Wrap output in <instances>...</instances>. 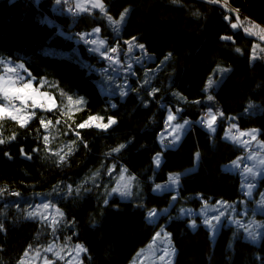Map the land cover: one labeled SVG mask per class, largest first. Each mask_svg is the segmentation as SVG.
I'll return each instance as SVG.
<instances>
[{
    "label": "trees",
    "instance_id": "1",
    "mask_svg": "<svg viewBox=\"0 0 264 264\" xmlns=\"http://www.w3.org/2000/svg\"><path fill=\"white\" fill-rule=\"evenodd\" d=\"M56 1L0 0V53L37 68L46 81L43 90L57 99L52 111L29 108L37 116L25 128L11 119L0 121V138L7 140L16 135L15 140L0 145V192L5 193L0 195V221L6 228L0 232V264H19L29 245L42 248L56 241L58 235L62 242L71 237V244L86 245L83 264H127L159 226L148 221L146 210L167 206L172 200L174 192L153 193L152 180L166 181L171 172L193 166L197 153L201 163L197 170L182 177L179 203L199 207L204 202L220 198L232 201L245 195L241 176L224 166L238 160L243 146L223 138V133L233 116L241 127L237 129L239 133L256 127L259 137L264 139V58L252 61V47L258 37L247 35L242 28L232 29L236 17L233 15L231 21L225 19L228 11L207 0H179L175 4L172 0H104L114 17L131 7L120 39L123 47L128 46L123 39L136 37L155 56V62H162L171 53L157 74L150 67L147 74L142 73L149 64L144 67L137 64L129 74L118 73L107 68L100 54L70 33L101 25L103 34L111 40L112 32L106 21L97 13L74 15L57 11L53 8ZM228 3L239 9L241 20L247 18L264 26V0H228ZM61 7L65 8V3ZM46 17L53 24L44 20ZM223 36L232 39H221ZM6 39L13 40V49L3 45ZM237 48L241 51L237 52ZM76 58H83L89 66ZM220 64L230 66L231 71L213 90L223 115L217 120L216 134H211L198 121L212 107L206 100L205 87ZM102 76L110 82L113 76L118 81L127 76L130 80L127 94L122 97L107 87L103 92L98 82ZM154 89L158 91L153 94ZM176 89L183 97L174 92ZM82 95L87 98L84 106L79 111L69 110L68 97L76 101ZM162 100L171 101L174 110L181 108L179 118L194 122L175 148L166 147L168 142L158 136L168 112L167 108H161ZM94 115L103 116L104 123L109 117L117 122L106 131L96 127L76 128ZM41 117L52 121L51 132L40 125ZM57 120L62 122L57 124ZM44 135L49 136L47 147ZM122 144L123 149L113 151ZM68 146L73 151L61 163L54 153L64 155ZM21 148L32 158L21 155ZM35 148L39 150L33 152ZM5 152L12 158H7ZM158 152L163 153L164 160L156 170L153 157ZM102 161L106 162L107 174L113 164L136 174L145 183L146 199L124 200L116 195L105 204V197L97 196L95 191L99 186L86 183L83 187L87 191L83 188V193L59 200L67 216L65 222L73 224L60 225L55 234L41 221L26 219L16 202L7 203L14 192L27 195L45 191L63 179L80 183ZM260 182L261 188L264 177ZM176 211L174 207L172 212ZM259 216L264 219V214ZM167 217L163 215L160 222ZM189 219L173 217L167 225L177 248L175 264H264V234L256 244L242 233L239 235L233 226H224L213 239L206 226L200 224L193 229ZM59 264H63L61 260Z\"/></svg>",
    "mask_w": 264,
    "mask_h": 264
},
{
    "label": "rangeland",
    "instance_id": "2",
    "mask_svg": "<svg viewBox=\"0 0 264 264\" xmlns=\"http://www.w3.org/2000/svg\"><path fill=\"white\" fill-rule=\"evenodd\" d=\"M63 3H65V5H66L65 8L61 7ZM81 7L89 8L90 12H81L80 11ZM53 8L57 11H65V12H69V13H71V11H72V13H74V15H82L84 13L90 14V15H96V13H97V15H100L102 17V14L100 13L99 9H91V5L88 2V0H60L59 3H57V1L55 2V4L53 5ZM73 8H74V11H73ZM128 8L130 9V12H131V7H128ZM107 10H108V8H107ZM130 12H129L126 20L124 21V23L121 25L118 33L114 32L112 26L108 23V21L106 19L103 18L106 21V25L108 26V28L112 32L111 40H110V37L105 36L103 34L101 25H94L90 28L83 29L82 32H83L84 36H86V35L92 36L93 37L92 41L95 40L98 42L101 39L105 40L108 48L116 47L117 43H118L121 50H122L121 54H119V56H118V59L120 60V62L123 66H127L129 68V65H130L131 71L135 70L137 63L144 66L146 64V61H147V63L149 64L150 70L153 72V74H157L161 70L162 64L167 63V61L169 60L171 55L168 56L167 60H165L164 59L165 57H164L162 62H160V63L155 62L156 60H153L152 62H154V63H152L151 62L152 58H148L149 52L147 50H146L147 56L139 48H134L133 51L131 52V54H128V47L129 46H127L125 48V47H123V44H121V42H120V39H121L122 33H123V28H124V25H125L128 17H129V15H130ZM228 13L229 14L227 16H230L232 18L234 15L236 17V14H233L231 12H228ZM114 18H118V17H114ZM44 20H46L50 24H53V21L50 17H46V19H44ZM235 22H236V18L233 20V23H235ZM95 28H100L101 29L100 33H95L94 32ZM261 28H264V26H261ZM59 31L63 32L62 29H59ZM130 39L131 38L123 39V40L128 41ZM258 40H259V38H258ZM5 41L6 42L3 45L5 47H9L10 49H13V40L12 39H6ZM139 43L143 44L141 42H139ZM255 44H259L261 48H264V41L259 40ZM97 46L98 45L92 44L93 48H96ZM123 49L126 52V55H124V56H123V54H124ZM103 51H105V49L101 48V52H103ZM0 54H1L0 55V76H3L5 74V65H7L8 67H17V70L20 72L21 75L26 77L25 74L30 73L33 75V77H35V80L33 81L34 88L38 87L41 90L43 89V87L40 86V82L45 81V79H44L42 73H40L34 66H32V65L26 66L24 63L21 62L22 61L21 59L12 60V58H10L9 56H7L3 53H0ZM133 55L136 58H139V62H137V59L132 58ZM261 55L264 56V53H262ZM76 60L79 61L82 65H84L86 67L89 66L88 62L86 60H84L83 58H76ZM252 61H255V60H252ZM20 64L24 65V69H27L26 72L24 69L18 68V65H20ZM146 68H148V67H146ZM218 68L219 69L226 68V69H229V71L218 72L217 71ZM103 70L105 71L106 69L103 67ZM147 70H149V68ZM230 71H231L230 66L220 64V65H217L215 67L214 71L209 76V79H208L206 87H205V90L208 93L206 96V100L209 102V104H211L212 107L210 109L213 113H217V114L222 113L221 107L217 103V101L214 97L213 90L217 89L219 87V85L222 83V81L229 74ZM8 75H12V74L9 73ZM107 76H110V75L107 74ZM109 79L111 80V82L109 80L104 79L103 76L100 79H98L101 90L103 92H105L104 88L107 87V88L112 89L115 92L119 93L120 95L122 92H126V94H127L128 88L130 85V80L127 76H123L122 79L119 81H118V78L114 77V76L112 77V79L111 78H109ZM210 79L213 81H218V83H213L211 86H209L208 82ZM116 81H118V82H116ZM174 92L177 95L180 94V96L183 97L182 94L179 92V90L176 89ZM209 95H211L213 97L212 101L208 100ZM49 96L52 99H54V101L56 103V100H57L56 97L51 95V94H49ZM124 96L125 95H122V97H124ZM81 98L84 100V102L87 101V98L84 95H82L80 97V99ZM74 102H75V100H71V101L67 100V103H68L67 107L69 110L72 109V111H73L79 107V105L75 104ZM13 103H15L17 106H19V101H13ZM28 103L30 105L31 101H29ZM41 103L47 104L48 100L46 98H41ZM84 104L81 105L79 108H82L84 106ZM252 104H255V103L252 102ZM171 111L173 113H175V111L173 109H171ZM208 112H209V110L206 112V114ZM168 115H169V111L167 112L166 116H168ZM219 116L220 115H217V120H218ZM217 120H216V123L214 125V127H215L214 132L209 131V129L206 127L207 130L211 134H216V132H217V129H218ZM185 121L189 122V119L179 118V115H177V118L175 121L172 122V125L175 126L177 123L184 125ZM233 125H235L236 127L233 128ZM190 127H191V124L189 122L188 125H185L184 130L181 133H179L180 139L175 144V146L172 148H175L180 144L181 140L183 139L184 135L186 134V132L189 130ZM233 129H241V127L238 124V122H234V118H233V116H231L230 123L223 133V138H225L227 140H231V139H228L226 137L228 135H232ZM252 129L257 130V137H256V140H252L250 142V145H253V148H254V152H252L251 154L257 155L258 159L254 160L253 163H251L250 168H253L255 166V170L260 171L262 174L257 175L255 178H253V176L247 174L244 170L239 169V165L234 166V162L236 164H238V161H236V160L228 162L224 165L226 169H229V171L237 173L241 176V189L243 190L244 193L246 192L245 195L243 197L237 199V200H232V201L220 198V199L213 201V202H204L199 207H194V206H191L188 204L179 203V192H180V188H181V184H182V177L185 176L186 174H188L189 172L195 171L199 168V165L201 163V159L199 156L196 157V162L193 166L188 167V168L181 170V171L171 172L169 174V178L166 181H153L152 180V186H151L152 192L156 193V194H161V193L170 192V191L174 192L173 196H172V200L170 201V203L167 206L160 207V208L159 207H151V208H148L146 210V218L147 219H148V214L150 211L154 210L158 213V215L155 217L154 220L150 221L148 219V221L150 223L155 224V225L159 224V226H158L154 236L151 238V240L147 244L142 246L134 254L132 259L127 264H169V261H170V264H175V259L177 256V248L174 245V242L172 239V234L167 229V225H168L169 221L173 217L174 218L175 217H179V218L189 217L190 219L188 222L190 225L192 224L193 221H195L196 224L199 226L200 224H203L202 221H203L205 215H207L208 217H211L213 215L218 214L212 210L213 208H219L220 211L225 213V216L222 218L223 223L219 226L218 230L215 231L214 233L211 231V235H212L213 239H215V237L218 235V233L222 227L233 226L234 228H236L239 235H241V233H242V235L245 239L250 240L252 242H255L256 244L260 243L262 236L264 234V219L259 216L260 214H264V186H262L260 188V183H261L260 180L264 177V166H261L259 164V159H264V148L261 147V145L264 144V139L259 137V133H260L259 128L249 127L247 129H245V131L249 132ZM50 130L51 129L49 128L48 131H50ZM165 130H166V132H164V134H163L164 142H166L167 140L171 141L173 139V137L171 135H169V133L172 131V128L169 127L168 129H165ZM229 130H231V131H229ZM165 138H168V139H165ZM157 154L160 155V161H161L158 166L154 160V158L157 156ZM163 160H164V156H163L162 152H158L154 155L153 165H154V168L156 170L161 167ZM105 166H106V162L102 161L99 164V166H97L95 168V170L92 169V174L88 175V177L84 178V181H81L80 183H73L70 179H63L45 191H36V192H33L31 194H27V195L19 193L20 194L19 196L12 195V196H10L7 203L16 202V205L18 206V208L24 210L25 215H27V212L32 211L37 205L51 202L52 204L55 205L56 208H59L64 213V218H63V221L61 222L60 225H65V224H73V223H71V221L65 222V217L67 220L66 213H65L64 209L59 205L58 202L63 197L65 199H67V198H70L74 195L83 193V191H81V190L84 188L83 186L86 183H92V184L99 186L98 188L95 189V191H97V196L105 197V199L107 201H109L110 198H112L116 195L119 196L121 199H124V200L142 201V200L146 199L148 192L145 188V183L143 181H141V179L136 174H134L133 172H130L124 166L117 167L116 164H113L110 169H113V166H115V170L112 171L111 175H109L104 171ZM124 169H126L127 171L122 173V170H124ZM121 174H123L125 177L124 181H120ZM176 175H179V181H178V183L173 184V183H171L170 178H174ZM130 177H134V179L130 180L129 179ZM124 183H128L130 185V193H131L130 195L121 196L119 194L112 193L111 190L113 188L118 187L120 184H124ZM249 184L254 185V187L251 189L250 195L248 194V187H247V185H249ZM69 186H71V188H72L71 193H69V191H68ZM157 186H160V187L158 188ZM77 188H79V192H77ZM93 188H94L93 186L90 187V189H88V191H91ZM14 193H18V192H14ZM3 194H5V193H3ZM173 198H175V199H173ZM220 202H226L228 207H221ZM206 204H207V208L205 207ZM174 207H176V209H177L176 212H172V209ZM49 211L52 212V211H54V209H49ZM185 213H188V214H185ZM163 215H168V217L165 221L160 222L161 217ZM197 227H195V228H197ZM245 227H247L249 230H252L253 232H255L257 234V238L255 240H252L251 238H249L248 233L245 231ZM195 228H193V229H195ZM156 233H160L161 235L159 237H157ZM60 238H61L60 235H58L56 241H52V242L48 243L47 245L42 246V248H36L33 246V249H39L40 250L41 257H40V259L30 260L29 264H43V258L45 256H47V258L49 260L55 261V264H59L60 260L63 264H67L68 261H71L72 264H83L84 255L87 252L80 253V256L77 260V259H74V257L76 256V253H75V251H73V249L75 248V246L77 244L83 245V247L87 249L86 245L83 242H77V243L71 244L70 243L71 239H68L66 242H62ZM49 245H54L53 252H44L43 250L45 248H47ZM26 249H28V247ZM165 249L169 250L170 254L168 256H165ZM171 249L175 250L174 254H171ZM87 251H88V249H87ZM57 252L60 254L61 257H63V259H57L56 258L55 253H57ZM34 255H35L34 251H30V256H34ZM162 256L164 257L163 260L161 259Z\"/></svg>",
    "mask_w": 264,
    "mask_h": 264
},
{
    "label": "snow or ice",
    "instance_id": "3",
    "mask_svg": "<svg viewBox=\"0 0 264 264\" xmlns=\"http://www.w3.org/2000/svg\"><path fill=\"white\" fill-rule=\"evenodd\" d=\"M60 0H57V3H59ZM88 2L91 5V9H99L100 13L102 14V18L106 19L108 21V23L112 26L113 31L114 32H119L121 25L124 23V21L126 20L130 9L129 8H124L123 11L119 14L118 18H114L112 15L109 14L107 7L104 3V0H88ZM179 0H172V3H178ZM208 3L210 4H218L223 8L228 9L230 12H233L236 14V22L235 23H231V28L232 29H238V28H242L243 31L249 35V36H257L259 38L260 41H264V28H261L259 25H257L255 22L253 21H249L247 18H245L244 20H241L240 15H239V9H233L230 7L228 0H207ZM81 12H90L89 8H84L81 7L80 8ZM225 19L231 21V17L230 16H226ZM101 29L100 28H95L94 32L95 33H100ZM83 39V37H82ZM221 39L224 40H231L232 37L231 36H223L221 37ZM87 42V41H86ZM90 43L94 44V45H98L96 48L93 49V51L99 53L102 57H104L109 64H119L120 60L118 59L119 54H121L122 50L119 46V44L117 43L116 47H111L108 48L106 45V41L101 39L98 42L93 40L90 41ZM125 43L129 46L128 47V54H131V52L133 51L134 48H139L140 50H142L145 55L147 56V52L145 49V46L143 44H140L136 37H132L130 40L125 41ZM101 48H104L105 51L101 52ZM237 52H240L241 49L237 48L236 49ZM109 53L112 54H117V55H111ZM264 53V48H261L259 44H254L252 47V55H251V59L252 60H256V59H260V58H264V56H262L261 54ZM171 53L168 54V56H170ZM168 56H166L164 59L167 60ZM137 62H139V58H137ZM130 65H129V69H130ZM19 69H24V65L20 64L18 65ZM25 72L27 71V69H24ZM218 72H227L229 71V69H217ZM9 73H11L12 75H8ZM35 80V77H32L30 73H28V78H26L25 76L21 75L20 72L17 70V67H8L7 65H5V74L3 76H0V121L5 120V119H11L13 121H16L19 126L21 128H25L28 126V123L30 120H32L34 117L37 116V113L35 111H31L29 112L28 109L32 108V109H36V108H40L43 109L45 111H52L56 105H55V101L54 99H52L49 96V93L47 91L45 92H40L38 88H34L33 87V81ZM44 83H46V81H41L40 82V86L43 87ZM145 83H148V81H145ZM213 83H218V81H213V80H209L208 85L211 86ZM158 91V89H154L153 90V94ZM62 95H64L62 93ZM121 95H126V92H122ZM41 98H47L48 103L47 106H45L44 103H41ZM69 101L72 100L71 97H68ZM208 100L212 101L213 97L211 95L208 96ZM13 101H19V106H17L15 103H13ZM29 101H31V104L29 105ZM77 105H83L85 102L84 100L78 99L74 102ZM77 111L80 110V108L76 109ZM169 111V115L167 116V120H166V125L168 127L172 128V131L169 133V135H171L173 137V139L171 141L168 142L167 145H165L166 147H174L175 144L179 141L180 139V135L179 133H181L184 130L185 125H188L189 122L185 121L184 125H181L179 123H177L175 126L172 125V122L176 120L177 115L179 114V109L176 110L175 113H173L171 111V109H168ZM247 111V110H246ZM217 115L222 116L223 113H213L211 111V109H209V112L205 115V117H202L200 121H198V123L200 124H204L207 126V128L209 129V131H215V123L217 120ZM104 117L103 116H89L88 119L82 123H79L78 125H76V128L78 129H84V128H88V127H96L98 129H102V130H107L108 128H110L112 125L116 124V120L112 117H109L107 120V123H104ZM62 121L61 120H57L56 123L60 124ZM40 125L47 131L50 127H54V125L52 124V121L50 120H46V118L41 117L40 118ZM236 126L233 125V128H235ZM39 131V129L37 130ZM231 131V130H229ZM75 135L78 139L81 140L82 142V138L80 137V133L79 131L75 132ZM242 136H250L252 140H256L257 137V130L256 129H252L249 132H240L239 135H228L226 138L231 139L234 143H244V144H248L250 143V141H242L240 139V137ZM16 139V135L13 134L11 137H9L7 140L0 138V145H3L5 143H8L12 140ZM43 142L45 144V147H47V145L49 144V136L48 135H44L42 137ZM73 145L76 144V141L72 142ZM259 143V142H258ZM87 145H85L86 147ZM125 147V145H120L118 148L113 149V151L115 152H119L121 149H123ZM262 148H264V144L261 145ZM38 148L32 149L33 152L38 151ZM63 151V150H61ZM73 151V147L72 146H68V152L64 153V155H61V152H56L54 153L55 156H57L59 158V161L61 163H63L66 160V157L68 155H70ZM20 154L24 155L25 158L27 159H31V154L25 152V150L23 148L20 149ZM4 155L11 159L12 157L10 156L9 153L5 152ZM199 156V154L197 153V157ZM248 159H252V160H257L258 156L257 155H249L247 157ZM155 163L157 164V166L160 164V155L157 154V156L154 158ZM259 164L261 166H264V159H259ZM234 166H238V164H236L234 162ZM115 170V166H113V169H110L108 171V174L111 175L112 171ZM127 170L124 169L122 170V173L126 172ZM244 171L253 176V178H255L257 175L262 174L260 171L255 170V166L253 168H248L246 167L244 169ZM98 174V173H97ZM125 177L123 174H121L120 176V181H124ZM134 179V177H130L129 178ZM171 179V183L176 184L179 181V175H176L174 178H170ZM158 188L160 186H157ZM248 187V194H251V189L254 187V185L249 184L247 185ZM69 193L72 192V188L71 186H69L68 188ZM85 191H87V189H85ZM112 193H116L119 194L121 196H128L130 195V185L128 183H124V184H120L118 187L113 188ZM77 192H79V188H77ZM111 194V193H110ZM0 195H3V192H0ZM13 195L19 196V193H13ZM175 199V198H173ZM105 204L108 203L107 200L104 201ZM220 206L221 207H228L226 202H220ZM205 207L207 208V204L205 205ZM49 209H54V211L50 212ZM214 212L218 213L217 215H213L211 217H208L207 215H205L202 223L204 226H206L210 231H212L213 233L215 231L218 230L219 226L223 223L222 218L225 216V213L220 211L219 208H213L212 209ZM188 214V213H185ZM158 215V213L156 211H150L148 214V219L150 221L154 220L155 217ZM64 218V213L59 209L56 208L54 204H52L51 202L49 203H43L40 205H37L32 211L27 212L26 215V219L29 220H39L42 223H44L48 228L52 229V233L55 234L59 225L61 224V222L63 221ZM191 227L195 228L198 225L196 224L195 221L192 222V224L190 225ZM6 228L5 225L2 221H0V232H5ZM245 231L248 233L249 238H251L252 240H255L257 238V234L255 232H253L252 230H249L247 227H245ZM161 234L160 233H156V236L159 237ZM68 239H71V237H69ZM53 248L54 245H49L47 248H45L43 251L44 252H53ZM30 251H34L35 255L34 256H30ZM73 251H75L76 256L74 257V259L79 258L80 253L82 252H87V249L83 247V245H79L77 244L75 246V248L73 249ZM174 249H171V254H174ZM169 250L165 249V256H168ZM55 256L57 259H63V257L60 256V254L57 252L55 253ZM41 257V252L39 249H33L32 245L28 246V249H26L24 251L23 254V258H21L19 260V264H29L30 260H35V259H40ZM161 259L163 260L164 257L162 256ZM43 264H55V261L49 260L47 258V256H45L43 258ZM67 264H72L71 261H68ZM170 264V261H169Z\"/></svg>",
    "mask_w": 264,
    "mask_h": 264
},
{
    "label": "built area",
    "instance_id": "4",
    "mask_svg": "<svg viewBox=\"0 0 264 264\" xmlns=\"http://www.w3.org/2000/svg\"><path fill=\"white\" fill-rule=\"evenodd\" d=\"M72 33H74V34H76L77 36H79V32H74V31H73ZM80 39H81V41H82L84 44H86L87 46H90V41H92V39H91L90 36L83 37V39H82V37H80ZM86 41H87V42H86ZM89 49H91V48L89 47ZM109 54L113 55L112 53H109ZM105 63H106V65H107L108 67H110L111 69H113V70H118L117 67H115L114 64H109V62H108L106 59H105ZM121 72L128 73V70H127V69H122ZM160 106H161V108H167V109H169V108H173V106H172V104H171V101H166V100H162V101L160 102ZM163 126H164V127L167 126V125H166V120L163 121ZM238 133H239L238 131H233V134H235V135H238ZM244 140L246 141L247 138L245 137ZM250 151H251V149L248 148V147H244V148H242V150H241V153H240L238 159H239V162H240V167H241L242 169H245L246 167L249 168V164L244 160V158L248 155V153H249Z\"/></svg>",
    "mask_w": 264,
    "mask_h": 264
},
{
    "label": "crops",
    "instance_id": "5",
    "mask_svg": "<svg viewBox=\"0 0 264 264\" xmlns=\"http://www.w3.org/2000/svg\"><path fill=\"white\" fill-rule=\"evenodd\" d=\"M81 32V34H83V32L82 31H80ZM84 35V34H83ZM116 55V54H115ZM132 58L133 59H137L134 55L132 56ZM148 58H152L151 59V62L153 61V60H156V58H155V56L153 55V54H151V53H148ZM155 58V59H154ZM22 63H24L26 66H30V64H28V63H26L24 60H22L21 61ZM140 67H144V66H148V63H147V61H146V64L144 65V66H142L141 64H139V63H137ZM118 65H122L121 64V62L118 64ZM123 66V65H122ZM148 68H149V66H148ZM148 68H145V69H143L142 70V73L144 74V73H148L150 70H147ZM37 69V68H36ZM38 70V69H37ZM39 71V70H38ZM40 72V71H39ZM41 73V72H40ZM26 75V78H28V73L27 74H25ZM31 76L33 77V75L31 74ZM33 87H34V84H33ZM36 88H38V87H36ZM39 90H40V92L42 93V92H45L44 90H41L40 88H38ZM49 93V92H48ZM50 94V93H49ZM52 95V94H51ZM47 99V98H46ZM200 121V120H199ZM190 122V121H189ZM247 132V131H245V129H243V130H241L240 132ZM243 137V136H242ZM242 137H240V139L243 141V139H242ZM249 138H250V142L252 141V139H251V137L250 136H248ZM238 144H240V145H249L250 147H253V145H250V143H248V144H244V143H238ZM250 155H254V154H250ZM247 161L249 162V163H253V161L254 160H252V159H248L247 158Z\"/></svg>",
    "mask_w": 264,
    "mask_h": 264
},
{
    "label": "water",
    "instance_id": "6",
    "mask_svg": "<svg viewBox=\"0 0 264 264\" xmlns=\"http://www.w3.org/2000/svg\"><path fill=\"white\" fill-rule=\"evenodd\" d=\"M215 5H218V4H215ZM220 6V5H219ZM232 8V7H231ZM226 9V8H225ZM234 9V8H233ZM228 12H230L228 9H226ZM231 13H233V12H231ZM233 14H235V13H233Z\"/></svg>",
    "mask_w": 264,
    "mask_h": 264
},
{
    "label": "bare ground",
    "instance_id": "7",
    "mask_svg": "<svg viewBox=\"0 0 264 264\" xmlns=\"http://www.w3.org/2000/svg\"><path fill=\"white\" fill-rule=\"evenodd\" d=\"M168 127V126H167Z\"/></svg>",
    "mask_w": 264,
    "mask_h": 264
}]
</instances>
